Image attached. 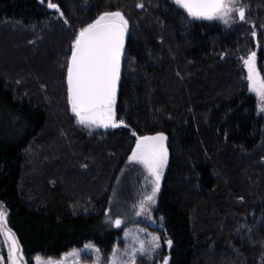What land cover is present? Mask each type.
<instances>
[{
  "label": "trees",
  "instance_id": "obj_1",
  "mask_svg": "<svg viewBox=\"0 0 264 264\" xmlns=\"http://www.w3.org/2000/svg\"><path fill=\"white\" fill-rule=\"evenodd\" d=\"M52 2L0 0V203L28 262L89 243L109 253L117 175L138 136L164 132L155 210L168 264H264V112L243 65L255 52L264 76V0H235L228 24L175 0ZM117 10L129 21L115 103L125 123L103 132L76 121L67 61L80 28Z\"/></svg>",
  "mask_w": 264,
  "mask_h": 264
},
{
  "label": "snow or ice",
  "instance_id": "obj_2",
  "mask_svg": "<svg viewBox=\"0 0 264 264\" xmlns=\"http://www.w3.org/2000/svg\"><path fill=\"white\" fill-rule=\"evenodd\" d=\"M175 3L186 9L191 17L207 19L219 18L225 24L232 20L235 0H175ZM48 8L59 9L57 3L49 0ZM138 7H142L138 5ZM240 20L245 19V8L236 9ZM63 16V12H60ZM129 30V21L123 13L117 11L101 12L91 23L80 28L72 41L71 56L67 61V92L71 110L76 114L79 123L88 126L123 125V119H115L114 105L116 103L117 82L121 77V57L125 50V34ZM255 36L256 33L253 32ZM256 53L251 52L245 60L248 70V87L259 98V107L264 110V76L257 70L254 59ZM164 132L138 136L136 145L129 156L130 161H138L154 177L151 193L144 196L140 203L141 211L147 212L149 206L156 202V193L160 190V180L164 166L168 163L169 150L165 143ZM0 222H6L5 213L0 208ZM119 226V217L113 222ZM11 243L9 245V264H17V241L7 229ZM159 237L154 236L151 244L146 247L144 241H137L139 247H133L127 252V260H121L116 255V249L111 264H135L137 253L140 258L148 254L155 255L159 249ZM166 243L171 246L173 240ZM90 247V246H89ZM73 254L80 255L79 250ZM169 257L165 256L163 264H168ZM49 264L61 262L49 261Z\"/></svg>",
  "mask_w": 264,
  "mask_h": 264
},
{
  "label": "rangeland",
  "instance_id": "obj_3",
  "mask_svg": "<svg viewBox=\"0 0 264 264\" xmlns=\"http://www.w3.org/2000/svg\"><path fill=\"white\" fill-rule=\"evenodd\" d=\"M40 1L45 2V4L47 5L49 3V1H44V0H40ZM233 13H232V18H233ZM247 57L244 59L243 65L247 71V76H248V70L247 67L245 66V60L247 59ZM254 63L257 68L256 57L254 59ZM251 93H253L257 98L258 111L264 112V110H261V108L259 107V98L257 97V95L254 92ZM114 111H115V105H114ZM73 114L76 121L79 123L76 114L75 113ZM115 119H116V112H115ZM82 125H84L89 129L103 131V132H106L111 127H113L111 125L107 127L103 125H93V126H88L85 124ZM165 136L167 137L166 134ZM167 141H168V137L165 141L166 145H167ZM47 147L48 146H46V148ZM52 147L55 150L54 144L52 145ZM46 148L44 152L46 151L49 156L51 150H49V148L48 149ZM131 154L132 151L130 155ZM55 155L56 153L52 154V156L50 155V158L59 159V157ZM129 156L127 157L128 159L126 161V164L122 165V168L120 169L117 175V179L115 181L114 187L110 191V195L108 197L109 204L105 211L106 221L114 227V229L117 231L118 234L116 237L117 239L116 243L113 245L111 251L109 253H104L97 247V245L93 243H89L81 247L73 248L58 257L44 256L41 254H37L33 257L31 264H49L50 260L53 262H61V264H111L112 257L114 254V249L117 250L116 255H118L121 260H127L128 256L126 255V253L130 252L133 247H139L137 241H144L145 246L148 247L151 244V241L154 236L160 238L159 239L160 247L156 251L155 255H152L150 253L146 256H143V258H140V254L137 253L138 258L136 259L135 264H163L164 257L168 256L167 254L170 246L166 243L168 239L164 236V230L162 226V221H163L162 216L159 213H156L155 210L156 202L149 206L147 212L141 211L140 209V203L143 201L144 196L151 193L154 177H152L151 174L147 171V169L138 161H130ZM168 164H169V155H168V163L164 166V171L161 176L160 186L167 172ZM35 165L36 164H34V166ZM80 166L82 165L80 164ZM157 193L155 198L156 201H157ZM0 208H2L3 212L5 213V220H6V210L1 203H0ZM117 217L121 219L122 223L119 226L116 225L115 227L114 226L115 224L113 222ZM7 229H9L7 226V222H0V264H9V242L6 238ZM74 250H79L80 255L73 254ZM18 257L21 260L22 264H30L22 254L21 247L18 252Z\"/></svg>",
  "mask_w": 264,
  "mask_h": 264
},
{
  "label": "water",
  "instance_id": "obj_4",
  "mask_svg": "<svg viewBox=\"0 0 264 264\" xmlns=\"http://www.w3.org/2000/svg\"><path fill=\"white\" fill-rule=\"evenodd\" d=\"M181 8H182V6H181ZM183 9H184V8H183ZM184 11L187 13L186 9H184ZM194 18H197V17H194ZM200 18H203V17H200ZM126 35H127V33L125 34V41H124V42H126ZM122 61H123V55H122V57H121V71H122ZM119 81H120V79H119ZM119 81L117 82V93H118V85H119ZM67 88H68V85H67ZM117 93H116V96H117ZM114 226L116 227V225H114ZM11 233H12V235L15 237V235L13 234L12 231H11ZM6 238H7L8 242H9V245H10L11 240L9 239V236H8L7 230H6ZM15 239H16V237H15ZM16 241H17V239H16ZM19 249H20V247H19V243H18V241H17V251H16V254H15V255H16V261H17V264H22V263H21V260H20L19 257H18Z\"/></svg>",
  "mask_w": 264,
  "mask_h": 264
}]
</instances>
